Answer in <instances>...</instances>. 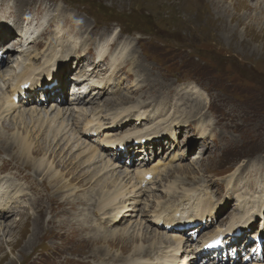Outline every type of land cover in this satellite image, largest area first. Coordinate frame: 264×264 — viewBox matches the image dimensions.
Segmentation results:
<instances>
[{
	"label": "rangeland",
	"instance_id": "374dc122",
	"mask_svg": "<svg viewBox=\"0 0 264 264\" xmlns=\"http://www.w3.org/2000/svg\"><path fill=\"white\" fill-rule=\"evenodd\" d=\"M28 2L26 11L39 7V13L50 14L51 19L54 18L52 22L65 21L67 25L64 27L65 31L76 30V34L72 37L69 33L63 37L69 40L65 43L67 47L71 45L75 49L78 46L76 41L81 39L92 43L90 39L93 35L88 36V29H91L93 24L94 30H98L97 35L103 31H106L107 35L115 31L122 32L121 35L125 40L123 45L131 44L130 51L135 50L131 54L130 62H124L130 58L129 54L122 56L116 66H113L109 58L105 61L106 64L97 69V77L106 80L107 94L110 96L136 94L138 97H146L141 98V101L146 99L153 102L149 104V107H152L150 119L139 125L140 128L148 129L155 121L161 119L171 122V119H168L174 117L171 112L166 111L163 113L166 115L155 118L158 115H155L153 110L154 106H158L155 103L158 98L169 101L166 99L168 93L173 95L172 101L169 102L170 106L173 105L174 97L181 88H185L181 90L182 94L186 92L185 96L182 95V103L191 100L192 97L208 101L202 103L203 109L199 114L191 115L190 129L186 128L181 132V137L174 140L172 146L165 141L164 146L159 147L157 152L153 155L151 153L149 157L151 161L156 160L154 163L158 161L167 163L174 154L180 153L182 157L184 156L183 165L195 166L190 173L175 172L166 180H161V176H155L144 185H136L135 189L131 187V182L128 183L129 179L124 180L126 185L124 191L130 189L120 194L118 201L124 206L129 205L131 209L126 211L128 207H124L122 211H125L118 216L123 219L121 224L111 226L110 229L115 233H121V230L129 226L130 230L126 234L132 235V232H135L132 238L134 243L129 253L136 249L139 232L147 233V235L142 234V237L153 236L155 227L150 225L153 222L151 212L166 204L172 207L185 205L188 203L186 193L190 188H201L202 194L212 197V202L217 206L216 210L223 209L218 217V223L222 224H228L241 211L243 202L238 204L241 201H238L239 196L247 195L253 199L263 196L264 199L261 188L264 183V0H28ZM45 5H48L50 10L46 8L44 11ZM58 6L59 8L56 9ZM5 8V5H0V12L6 13L7 8ZM10 11L15 12V8L11 7ZM62 12L77 14L85 20V27L81 25L82 20L73 22L72 18L66 15L68 20H65L62 15L59 16L63 14ZM48 33L52 32L48 31ZM43 37L39 40H44ZM42 51L43 49L35 50L32 45L27 50L30 54L42 53ZM130 79H134L135 83L130 84ZM170 85L174 88L171 92L168 89ZM193 85L203 90L206 95L199 97L195 94L189 95ZM0 89L3 93L2 78H0ZM138 104L137 101L134 102V105ZM52 105L55 106L54 103L48 102L44 108L50 109ZM79 106L81 105L69 103L68 107L77 109ZM186 106H189V103ZM136 109L132 108V113ZM4 116L8 118L10 125L15 124L14 117L9 119L11 114L5 113ZM23 116H17V121L22 119L23 123H29L30 121ZM0 130L1 133L5 131L1 128ZM81 130L82 123L73 130L70 126L66 128V135L70 137V146L81 145L82 142L93 143L102 138L90 137L87 140L80 135ZM165 133L166 136L169 135L167 131ZM3 146L4 142L0 140V167L3 166L2 171L0 170V185H2L0 188L9 190L12 194L16 191V195L10 204L12 219L7 222L11 226L10 230L3 235L0 231V264H111L112 261L108 258L104 260L102 257H93L95 244L92 240L84 238L80 243L78 242L85 233L69 236L68 239H58L56 234H51L53 237L50 235L46 237V228L40 222L44 220V215H41L42 219L40 218L39 222L38 217L33 218L35 212L31 208V203L35 193L30 189L32 180L28 181L16 175V171L26 165L23 161L27 164L29 162L25 156L19 154L18 149L4 153ZM193 147L197 148V153L191 152ZM57 155L59 158L52 159L55 162L60 160L66 162L74 157L72 152L69 153L66 149ZM73 164L70 166V171L75 174L77 167ZM121 164L122 168L118 170L125 172L128 169H136L140 162L133 159L131 163L122 161ZM4 165L7 168L4 169ZM31 166L30 174L35 177L36 183L41 177L33 175L34 168ZM97 166L101 164L91 165V169ZM56 172L60 173L59 170ZM61 177L59 175L58 179ZM50 178L54 183L52 173L47 179ZM112 184L110 180L108 185H111L112 189L117 187L116 184ZM165 192H168L170 197L161 196V193ZM82 194L80 193V197L91 195L92 199L96 198L92 187ZM50 195L52 196L51 191ZM64 195L69 196V192H64ZM46 202L43 204L45 208L49 205V202ZM0 203H4L2 196ZM87 211L85 208L78 215L79 222L98 226L108 219L103 218L101 214H88ZM108 211L110 216L115 213L112 206L108 207ZM141 211L145 213L149 211V215L143 216ZM19 212L28 214L23 215ZM74 219L78 221L75 217ZM211 227L213 225L209 224L207 230ZM33 228H35L34 232L36 230L41 232L39 234L37 232L35 235L37 237L33 236ZM139 228L142 231H139ZM52 230L56 233L55 226ZM11 231L13 233H10ZM20 232L21 237L18 236ZM88 235L94 236L93 231L90 230ZM128 235H125L127 238L124 243L130 239ZM18 237L19 239L16 240ZM194 242L192 241V244ZM65 249L70 251L62 252ZM109 249L111 250V245ZM112 253L119 254L117 250H112Z\"/></svg>",
	"mask_w": 264,
	"mask_h": 264
},
{
	"label": "bare ground",
	"instance_id": "6f19581e",
	"mask_svg": "<svg viewBox=\"0 0 264 264\" xmlns=\"http://www.w3.org/2000/svg\"><path fill=\"white\" fill-rule=\"evenodd\" d=\"M7 1L8 0H1L0 5H5L8 9ZM8 4L11 5L10 7L15 8V12L12 13L22 14L25 11V7L28 5V2L26 0H14L13 2H8ZM58 7H56V9ZM46 8L50 10L48 5H46ZM46 8H44V11H46ZM64 9L65 8L63 7V12ZM63 14H67L69 17L73 18V20H82L81 25L85 27V20L81 19V17L77 14L68 12H65ZM63 14H59V16L62 15L66 20L67 18ZM7 15L8 14L4 13V11L0 12L1 31V27L2 25H4V22H8ZM49 15H46L47 17L43 18V20L48 19ZM45 23L46 21H44V24ZM41 24H43V22ZM64 26H67L65 24V21L63 23H60V25L59 22H57V24L55 22H51L50 24H48V27L45 28L42 35L48 33V31H51L52 33L49 34H53V40L51 42H47L45 39L37 41V39H35L33 35H36V32L42 30V28H37L35 24L28 23L24 27L22 38L23 41H25L26 44L34 42L33 47H35V50H37L39 45H41L44 41L45 45L43 47V52H32L30 54L27 52V49H25L26 46L24 45L26 44L17 46L16 41L18 43L21 42L22 39L17 40V37H13L11 36V34H5L7 40V43H5L6 50L4 51V57H1L0 55V76H2L5 81L11 80L3 93L0 89V128L5 130L4 133H1L0 130V140L1 142H4V153H11L13 150L18 149L19 154L25 156V159L28 160V164L30 166L31 164L33 165L31 166L34 168L33 175L36 177H41L40 180H37V182L35 183V177L30 174L31 168L25 161H23V163H25L26 165H23L24 167H21L16 171V175L20 178L28 181L32 180V183H30V189L35 193V197L33 198L31 203V208L35 212L33 218L35 219L36 217H38L37 221L39 222L41 215H44V220L40 222L43 224V227L46 228V237H48V235H50V237H53L51 234H56L58 236V239H68L69 236L71 237L74 235H83L85 233V236L80 237L81 239L78 240V242L80 243L84 238H89L90 240H92L93 244H95L94 253L92 254L93 257H102V259L104 260L108 258L112 261L111 264H172V262L173 264H190V261H192L193 259L199 261L198 258H196V255L199 254L201 245H199L198 247L193 246L195 250L193 251L194 253H191L192 255H190V244L188 243V240L182 246L184 240H182L181 238L183 237H177L175 231L160 230L158 223H161L163 225H167L168 223L170 227H173L174 225L180 224L185 220H192L194 218L202 219L207 210L211 214L220 212L221 210L216 211V205H214V203L212 202V197L207 194H202L201 188H190V190L188 189V192L186 193L188 203L185 204H189V207H193L195 209L194 213L183 211L181 209L183 207L175 206L173 208L171 205L167 204L162 207L160 206L158 210L153 211L151 217L154 219V223H150V225L155 227V235L153 234L152 237L148 235L149 238H147L146 236L142 237V234L147 235V233L142 232V234H140L139 232L137 234L136 249L132 253L130 251L131 254L129 253V249H132V244L134 243V240L132 238L135 232L133 231L132 235L126 234L130 230L129 226H126L124 230H121V233H115L114 230L110 229L111 226H118L121 224L123 219L122 217L118 218V216H120V214L125 211H122L124 207L129 206H124V204L122 205V203L118 201L119 195L124 194V192L130 189L127 188L126 190L125 188L126 191H124L123 188L124 186L126 187V185L124 184L125 179H129L128 183L131 182V187H134L135 189L136 185H144L155 178V176H161V180H166L171 177L172 173L175 172L190 173L191 169L195 168V166L193 165V167H190L189 165H183L182 161L184 160V156L182 157L180 153H176L167 163L163 161L154 163V161L156 160L151 161L150 159H147L146 162H142L136 169H128L127 171L123 172L118 170L122 168L121 161L114 159L111 154H107L103 146L106 144H112V147L115 148V145H118L119 142L130 140L133 137L138 138L142 135L161 136L162 134H164V131H167L168 129L169 131L172 130V134L169 136V140L176 139L179 136L180 132L184 131L187 127L192 126L190 120L191 115H194L195 113L199 114V112H201V110L203 109L202 103L204 101L208 102L207 99H194V97H192V99L190 100L187 98L188 100L184 102L185 106H182L177 103V96L179 95L177 94L174 97L176 99V102H173V105L170 106L168 105V103L171 101L167 102L164 99L158 98V101L155 102L158 106H154L153 108V110H155L154 114L159 115L166 111L171 112L172 117L174 116L173 118H171V123H165L163 125V128L161 127L162 122H156V124H153L148 129L136 126L127 127L128 122L133 121L131 120L132 117H135L134 120H137V122L140 121V124L143 121L149 120L147 118L148 115H150L148 111L150 112L152 109V107H149V104L153 102H149L146 99H143L141 101V98L146 97H138L136 96V94H117L115 96H110V94H107V87L105 86V82L97 77V68L100 66V63L97 62L96 64L93 63L89 65L88 69L86 70V76L89 78V85L95 86V96L90 101H87L85 99L76 101L75 103L81 105L77 109H70V107H68L70 103L69 99H65V97L60 103L56 102L55 106L52 105L50 109H45L44 106L47 104V102L51 101V98H47V101L42 103L41 105L35 103L36 106L33 107L31 106V104H34V97H30L28 100L19 102L14 94L16 91H25L21 90V82L27 80H29V82H32L33 84L43 82L50 73L56 71V65H58L59 60H63L65 62L69 61L71 59L70 55L73 52L78 54L77 67L80 66V68H82V66H84V64L86 63L87 60L85 59V57L88 53V48L86 49V47H89L90 45L88 44V42H86L85 39L84 42L82 41V43L81 41H78L76 50L71 47L67 48L64 43L69 42V40L67 37H65L64 39L62 38V34L64 35L65 32ZM94 26L95 25L93 24L90 29L89 37L93 35L90 39L92 40V43L95 44L96 42H98V60L105 61L107 59V57L105 56L108 52V49L113 48L115 45V43H113L114 38L105 36L106 31H103V33L101 32L100 35H97L98 30L95 31ZM56 27L57 29H54ZM68 33L71 34L72 37V35L76 34V30L72 32L70 30L68 31ZM0 34H4V32H1ZM113 35L116 36L118 40L119 38H121V33L117 36L116 32H114ZM96 37L98 39H96ZM0 40L4 41V37H2ZM14 40L15 42H13ZM111 43H113V45H111ZM2 47L4 48V43H2ZM127 52V48H115L114 52L112 53V64H117L122 56L127 55ZM25 57L27 59L24 60ZM75 58L76 57H73V59ZM134 62H136V60H134ZM40 67L42 69L36 72V70ZM84 74L85 73H82L80 76H84ZM134 81V79H130L129 83L134 84ZM114 83H116V80H114ZM172 86L173 85L169 86V92L174 90ZM182 89L185 88H181L180 90ZM191 89L189 95L193 94L194 96L195 94L197 97H199L200 95H206L203 90L195 85H193ZM186 91L188 93V90ZM182 95L185 96L186 92H184ZM167 96V100L169 98L172 99V96L169 93ZM178 99H182V97ZM136 101L137 103H139L138 105H134V102ZM52 102L54 103V100ZM187 103H189V106H186ZM131 106H133L132 108H137L133 113ZM5 113L7 115L11 114V117H9V119H12L14 117V119L16 120H14V125H10L8 123V118L4 116ZM19 115L23 116L30 122L27 124L23 123L22 119L20 121H17V116ZM120 122L121 126H118V123ZM80 123H82V129L84 133L91 132L93 136L95 134L101 135V143H97L99 142L98 140L97 142H93L94 144H85L82 142L81 145L77 144L74 147L70 146V137L66 135V128L70 126L72 130L76 129L78 124ZM123 124H125V126ZM176 127H180L181 129L177 133L174 131ZM94 130L96 131L94 132ZM6 131L10 133L12 132V134L10 135V133H7ZM76 131L77 130H75V132ZM232 141L235 142V140ZM50 143L52 144L51 147ZM9 146L14 149H11ZM65 149L68 150L69 153L72 152L74 157L70 158L69 161L66 162L61 160L59 162H55L54 160H52L53 157L59 158L57 154L63 153ZM196 149V147H193L191 149V152L194 151V153H197L198 150L196 152ZM53 150L56 151V153H53ZM170 153L172 154L173 151H171ZM71 163H74L73 165L77 167L75 174L71 172L72 170L70 171V166L72 165ZM97 163L101 164V166H97L92 170L91 165H95ZM5 168H7V166L4 165V169ZM2 169L3 166L0 167L1 171ZM58 170L60 171L59 174L56 172ZM25 171H28V173H25ZM163 171L165 172V174H163ZM51 173L52 179H54V183L52 182L51 178L49 179L50 181L47 179ZM59 175L62 176L61 179H58ZM110 180L111 183L116 184L117 187L115 186V188L112 189L110 187L111 185H108ZM90 187H92V190L96 193V198L92 199L90 197L91 195H84V197H80V193L82 194L83 191ZM66 190L69 192V196L64 195V192L68 193ZM237 190L239 191V188ZM50 191L53 197L50 195ZM198 191H200L201 193L198 194ZM15 192L12 194L9 193V190H3L0 188V196L4 198V203H0V231L2 232V235L6 232H9L11 227L7 222L12 219V211L9 210H11L12 208L10 204L12 203L13 198L16 195ZM169 193L171 194L170 190ZM169 193H161V196L165 195L166 198L170 197ZM262 193H264V191H262ZM44 199L45 201H43ZM239 200L243 201L241 212L238 213L230 221L227 227L232 228L235 227L234 225H240L243 222H245L246 226L247 223L253 218V216L251 215V212L253 210H259V212H261L264 209L263 197H257L256 199H253L250 196L245 195L244 197L239 196ZM46 201L49 202L47 208L43 207V204L47 203ZM255 203L257 204V207ZM262 205L263 209L259 208ZM110 206L113 207V210H116L115 214L111 216L108 215V207ZM85 208H87L88 214L97 213L103 215V218L108 219L104 222L99 223L98 226L94 225L95 227L86 222H79L78 215L81 214ZM128 209H131V207H128L126 211ZM19 214L26 215L28 213L19 212ZM65 215L67 216L61 218V216ZM142 215L148 216L147 211L146 213L145 211H142ZM73 216L78 219V221L75 220ZM179 217L184 218H182L181 221H178ZM6 226L9 228H7ZM54 226L56 233L52 230ZM34 229L35 228H33V232ZM90 230L93 231L94 236H87V233ZM139 231H142V229L139 228ZM37 232L38 234L41 233L36 230V232L33 233V236H35ZM10 233L13 232L11 231ZM18 234V236L21 237V232ZM125 235H128L130 239L128 240V242L124 243V240H126L127 238V236ZM216 235L217 232L210 233L207 235V237L199 240L198 242L204 244L207 241L212 240L214 237H216ZM42 236L43 233L41 237ZM19 237L16 238V240L19 239ZM35 237H33L34 240ZM102 244L104 245L102 246ZM109 245H111V250L109 249ZM112 250H117L119 254L116 255L112 253ZM67 251L70 250L65 249V251L62 252ZM113 259L115 261H113ZM207 260L209 262L208 264L218 263L210 260V258H207ZM252 264H264V258L263 260Z\"/></svg>",
	"mask_w": 264,
	"mask_h": 264
}]
</instances>
